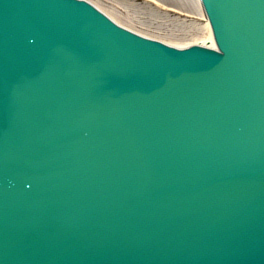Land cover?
<instances>
[{"label": "water", "instance_id": "1", "mask_svg": "<svg viewBox=\"0 0 264 264\" xmlns=\"http://www.w3.org/2000/svg\"><path fill=\"white\" fill-rule=\"evenodd\" d=\"M200 2L214 46L0 0V264H264V0Z\"/></svg>", "mask_w": 264, "mask_h": 264}, {"label": "rangeland", "instance_id": "2", "mask_svg": "<svg viewBox=\"0 0 264 264\" xmlns=\"http://www.w3.org/2000/svg\"><path fill=\"white\" fill-rule=\"evenodd\" d=\"M144 34L187 41L208 18L163 7L152 0H94ZM184 9H198V0H167ZM107 5V6H106ZM106 6V7H105ZM182 7V8H183ZM115 10V11H114ZM114 11V12H113ZM121 14V15H120ZM121 16V17H120ZM125 18V19H124ZM129 21V22H128Z\"/></svg>", "mask_w": 264, "mask_h": 264}, {"label": "bare ground", "instance_id": "3", "mask_svg": "<svg viewBox=\"0 0 264 264\" xmlns=\"http://www.w3.org/2000/svg\"><path fill=\"white\" fill-rule=\"evenodd\" d=\"M87 1H89L95 7H97L100 10H102L104 13H106V15H108L118 25H121L122 27H125V28H127V29H129L131 31H134V32L139 33V34H142L144 36L156 38V39L165 41V42L170 43V44L178 45V46H186V45H189V44H192V43H201V44H206V45H210V46H214L215 45V40H214V37H213V32H212V29H211V25H210L209 19L205 23H201L200 22L201 30L199 32H197L196 34H192L190 36V39L189 40H187V41H177L175 39H169V38H165L163 36H151V35H148V34H144V33L140 32L139 29H137L136 27H134L133 24L131 25V23H127L126 21L121 20L120 18H118L114 14L116 12L115 10H114L115 12L113 11L114 13H112L111 11H109V10H111V9H109L110 7H108V9H107V8H104L103 6H101L100 3H102L103 1H101L100 3H97L94 0H87ZM152 1H155L157 4H160L163 7L170 8L171 10L172 9L173 10H176V9L179 10L180 9L179 10L180 12L181 11H184V12H186V14L187 13H190V14H194V15L202 16V17H205L206 16L205 13H204V10L202 8V5H201L200 0H198V9L197 10H195V9H188V8L187 9H184L183 6H182L183 7L182 8L180 6L174 5L176 3H172V2H169L167 0H152Z\"/></svg>", "mask_w": 264, "mask_h": 264}]
</instances>
